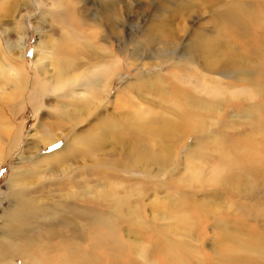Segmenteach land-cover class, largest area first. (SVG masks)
Here are the masks:
<instances>
[{
  "label": "rangeland",
  "instance_id": "rangeland-1",
  "mask_svg": "<svg viewBox=\"0 0 264 264\" xmlns=\"http://www.w3.org/2000/svg\"><path fill=\"white\" fill-rule=\"evenodd\" d=\"M25 1L0 0V36L1 29L5 27L11 32V36L8 37L13 38L14 30H17L18 13L21 11L26 13L21 19L26 35L21 62L26 69L28 81H33L37 88L41 79L45 85L51 83L49 76L54 72V67L47 62L45 69H41L34 63V45L41 38L49 35L58 36L59 32L54 30L56 22L52 20V17L38 18L41 15L35 8L34 1H30L29 6L24 5ZM148 1L117 0L116 8L123 13L122 17L130 28L126 31V36L131 39L128 42L132 45L121 56L115 52V58L111 61L116 59L119 62L116 66V75L109 93H105L100 104L96 106L95 100L89 99L90 92L85 88L87 80L84 78L73 85L66 86L62 91L49 93L45 97L31 96L27 92L22 95L21 91L18 97L5 103L8 107L6 116L13 127L10 141L7 142L5 139L6 141L3 142L6 145V152L0 164V234L3 233L0 235V242L5 239L4 233L7 230L4 214L11 208L13 192L19 189L22 190L20 197L24 199L25 205L23 204L18 211L26 213L24 219L25 222L28 221V224L25 226L29 225L27 232L24 231L25 234L22 236L24 239L21 237L17 239L18 241L15 240L13 252L16 258L9 257L10 264H21V260L30 259L32 254L39 257V260H46L49 264H122V260L126 257L132 264H146L140 257L141 251L147 261L160 256L164 259L165 256L167 258L174 255L175 260L184 259L192 262L195 258L202 257L200 263L195 261L194 264H222L219 256L220 246L216 239L218 233H223L228 242L244 241L254 234H256L255 237L261 235L262 244L259 252L246 255V258H249L246 260L247 264H264V213L260 211L264 208V173L256 171L254 175H251L245 171L252 161L251 154L254 153L264 159V133H260L259 125L256 124L259 123L257 121L259 116L262 121L264 118V0H152V4H147ZM85 13L92 18L89 9ZM108 14L110 10L107 11L106 15ZM90 21L92 23V20ZM156 25H160L161 28ZM87 28L88 25H84L85 32L89 31ZM158 32L161 33L162 38L164 36L171 39L166 47V56L159 51L161 43L154 37L155 35L161 37ZM148 35L151 36L150 41L147 40ZM2 40L4 41L3 38ZM136 41L141 43V47L131 54L132 46L135 44L133 42ZM97 43L95 38L92 46L80 52L77 57L79 62L76 71L88 70L93 62L99 61L98 55H102L104 51L97 48ZM173 51L180 58L199 62L204 72L216 70V72L227 74L222 82L226 86L230 85L234 97L230 98L229 92L223 90L221 96L224 99L214 102V104L217 103L216 108L210 111L205 110L203 114L206 118L213 116L214 123H207L200 131L192 130L189 125L181 121L180 111L173 103L164 100L175 94L177 88L186 93H195L189 85L179 84L171 76L170 71L176 68L175 60H167V57ZM48 61L51 62V60ZM109 67L110 65L105 66L107 69ZM232 69L247 75L251 80L248 82L240 79L231 72ZM71 73L73 70L68 71V74ZM153 73L158 74L155 76L159 78L156 89L146 86ZM190 73L196 75L193 70H190ZM229 73L232 77L228 76ZM184 74L182 71L180 75L184 77ZM139 77H142L144 82H140ZM197 79L206 81L199 74ZM151 85L153 86L152 83ZM211 85L215 86L214 83ZM225 85L220 86L223 89ZM28 87L29 85L24 91L29 90ZM246 87L253 89L251 92H257V95L250 96L247 93L248 90H243ZM0 90L12 92L11 86L7 83H1ZM83 94L86 95V99H82V102H78L76 106L72 105L74 103L70 101ZM200 96L206 99V96ZM86 100H88L87 103ZM123 100L131 101L130 104L135 106L141 103L142 106H146L147 103L150 108L153 107L156 112L158 111L156 115L154 114L157 120H176V123L170 127L171 131L165 134L161 144L172 155L169 163L161 164L151 159L140 160L139 158L137 161L134 160L131 166L124 163L132 156H136L137 152L143 149V144L137 140L135 130L126 127L129 122L124 112L125 108L131 106L126 104L123 106ZM218 104L219 106H216ZM66 111H70V115L74 117L79 115L83 120L72 126V123L63 116ZM41 119L46 120L47 124L57 125V131H61L62 134L55 145H49L45 149L40 147L32 157L35 160L45 159L54 152H60L63 155L61 146L68 145V149L74 153L75 157H68L72 165L68 168V173L61 176L64 181L71 180V189L66 190L65 185L54 186L52 180L56 177L47 178L38 183L37 176H27L24 182L34 184L25 185V188L7 184L9 173L14 165L19 164L24 169H30L35 165L33 159L29 157L35 149L30 147L37 142L39 133L34 130V126ZM84 137L97 138L101 144L100 147L92 151H81L83 145L82 140L79 139ZM213 138L233 142L232 151L239 158V168L229 174V179L225 183L227 189L220 184L208 185L207 181H204L202 185L195 182H188L187 186L182 185V179L189 178L188 163L195 162L201 165L205 175L214 167L217 154L213 151L211 144H205ZM150 146L149 144L148 147L152 151L156 150V145ZM200 156H202L201 160H199ZM63 157L65 158L64 155ZM116 161H122L126 166L121 165V162L120 166L107 164ZM53 164L57 170L66 165L58 162ZM153 174L155 178H152ZM225 176L222 174L220 178ZM177 180H181V185L177 183ZM54 181L57 182L58 179ZM116 181L119 183V185L116 184L119 194L130 193L133 190L136 192L130 196L129 204L136 205L138 215L147 216L142 220L146 223L144 225L135 224L132 217L128 219L131 223L122 222L117 217L112 219L114 220L112 225H118V228L115 227L116 233L119 232L121 235V237L116 235L119 243L111 241L114 237L113 234L110 236L108 233V227L102 232L96 230V224L87 228L85 223H81V221L84 222L81 218L73 221L78 228L76 236L67 232L61 238H56V235L67 230L68 222L54 224L56 230L54 227L47 229L45 227L48 224L47 216L44 217L40 213V216L35 217L38 206L44 201L47 204L55 203L48 212L50 211L56 218L61 219L62 216L68 218L70 217L68 208H62L61 203L85 199L84 205L90 204L89 200H93V193L100 185L111 187L112 184L117 183ZM107 188L104 187L102 190ZM61 198H64L63 201ZM110 201L109 199L100 200L103 206L102 211L107 212ZM249 203L257 207L259 215L247 213L243 204ZM201 205L204 206L203 210ZM25 208L31 214L26 212ZM29 208L33 209L32 212ZM180 212L187 214L189 221L187 225H176L174 216L177 217ZM32 214L35 215L32 216ZM4 224L6 226H3ZM30 225L35 228L33 229ZM152 230L156 233L154 234ZM168 241L181 242L187 247L188 255L170 249L165 250ZM101 243L106 244L104 250L99 247ZM18 253L25 255L24 257L21 255L20 258ZM26 253L29 255L27 256ZM161 253L165 255L162 256ZM64 255H70L71 258Z\"/></svg>",
  "mask_w": 264,
  "mask_h": 264
},
{
  "label": "bare ground",
  "instance_id": "bare-ground-1",
  "mask_svg": "<svg viewBox=\"0 0 264 264\" xmlns=\"http://www.w3.org/2000/svg\"><path fill=\"white\" fill-rule=\"evenodd\" d=\"M30 1H34L36 5L35 8L38 10L39 15H41L38 18H43V17L51 18L52 17V20L56 22L54 30L55 29L58 30L59 35L51 37L48 34L49 36L45 38H41V40H39L34 45V49H33L34 63L40 66L41 69L42 68L45 69L46 64L48 62L51 67H54L53 68L54 72L51 73L49 76V81L51 83H49L48 85H45L44 81L41 79L40 83L37 84V88H35L33 81L32 82L30 81L31 83L28 81V76L26 75V69H24V67L22 66L23 62H21L23 58V53L25 50V45H26V35L21 25V19H23V16L26 13L25 12L22 13V11L19 13L17 12L19 14V17L17 18V21H16L17 30H14V37L13 38L8 37L11 34V32H9V30H7V28L5 27L1 29L2 31H1V36H0V84L7 83L12 88V92L10 93L0 90V164H1L2 159L4 158V153L6 152V145L3 144V142H5L6 140L7 142L10 141V136H11L10 134L12 133V127H13L12 123L9 122V118L6 116L7 114L6 111L8 107L5 106V103L7 101L13 100L15 97H18L21 91H22V95L23 93L27 92L31 96L38 95L41 97H45L46 95H49V93L54 94L58 91H62L66 86L73 85L74 83L84 78L85 80H87L85 81V88L88 92H90L89 99L93 98L97 106L103 101L105 93L106 94L109 93V88L111 86L113 78L116 75V70H117L116 66L119 64V62H117L118 60L116 59L113 62L111 61L113 58H115L114 57L115 52H117V55L121 56V54H123L127 49H129L128 47L132 45L131 43H130L131 45H129L128 40L130 41L131 39H128L126 36L127 35L126 31H129L130 28L126 25L124 17H122L123 13L119 9L116 8L117 0H26L24 5L27 4L29 6L28 3ZM152 2H153L152 0H149L147 4H152ZM88 9H89V13L92 14L91 15L92 18L86 16L85 12H87ZM108 10H110V14L106 15ZM84 16L86 17L84 18ZM86 18H89V19L86 20ZM90 20H92V23ZM84 25H88V28H89L88 32L84 31L83 29ZM156 26L158 28H161L160 25L159 26L156 25ZM138 28H140V26H138ZM158 34H160L161 36V33L158 32ZM154 37L155 39H158L159 43H161V48L159 49V51L163 52V55L166 56L167 55L166 47L169 44L171 39H169L168 37L165 38L164 36L163 38L162 36L158 37L157 35H155ZM2 38L4 39V41L2 40ZM95 38L97 39V42H98L97 48L99 50L102 49L104 53L103 54L101 53L102 55L100 56L98 55V57L100 58L99 61L93 62V65H90L91 66L90 69L83 70L81 72L76 71V68L78 67V62H79V60L77 62V57L79 56L81 51H84L88 49L90 46H92L93 40ZM150 39H151V36L148 35L147 40L150 41ZM133 43L135 44L132 46L133 48L131 49V54L134 53L135 49H137L138 47H141L140 42L136 41ZM168 59L171 61L175 60L174 63L176 65L175 66L176 68L174 69L171 68L172 69L170 71L171 76L175 80H177L179 84L181 83L182 85H186V84L189 85L190 88L195 93H186V92L181 91L180 88H177L175 91L176 92L175 94H173L170 98L165 96L166 98H164V100L166 102L174 104V106L180 111L179 119L183 121L185 124L189 125V127L192 130L200 131L201 128L205 126L207 123L213 124L214 123L213 116L208 117L209 119L204 117L203 116L204 111L205 110L210 111V109H213L215 107V104H217V103L214 104V102H218L224 99L223 96H221L223 90H227L229 92L230 98L234 97L233 92L231 91L230 85L226 86L225 84H223L224 82H222L223 79L227 77V74H225L224 72H216V70H212L210 72L206 70V72H204L202 71L203 70L201 68L202 65H200L199 62H193V60L183 58V57L180 58L179 56L175 55L174 51L169 54V56L167 57V60ZM48 60H51V62H49ZM106 65H110V67L107 69L105 68ZM71 70H73V73L68 74V71L70 72ZM190 70H193L196 75L191 74ZM182 71L185 73L184 77L180 75ZM231 72L236 74L240 79L246 80L248 82L251 80L250 77L248 78V76L245 74L242 75L239 71L235 69H232ZM156 73H153V75H151L149 82L146 84L147 87L156 89L157 87L156 85H158V82H159V78L156 77L158 76V74ZM198 74L201 76L202 79H206V81H199L197 79ZM154 76L156 78H154ZM228 76L232 77L230 73L228 74ZM138 80L140 82H144V79L142 77H139ZM151 83L153 84V86L151 85ZM168 83L171 84L170 81H168ZM213 83L215 84V86L211 85ZM28 85H29L28 87L29 90L24 91ZM220 85L221 86L225 85L226 87L222 89ZM245 89L248 90L247 93L250 96L257 95V92L255 93L251 92V90L253 89L246 87L243 90ZM200 95L206 96V99H203ZM82 99H86L85 94L81 95L79 98L71 100L70 102L74 103L72 105L76 106L78 105V102H82ZM126 100H123V106H125L126 104V106L130 105L132 107V109L129 106L125 108V112H124L126 113L125 118H127L129 122L126 125V127H130L133 130H135V135H137L136 138L137 140L142 142L143 149L140 152H137L136 156H132L130 160L125 161L124 163L126 165L131 166L133 165L134 160L137 161L139 159L140 160L141 159H144V160L151 159L152 161L156 163H161V164L169 163L171 161L172 155H170L169 151L165 149L161 144H162L165 134L171 131L170 127L176 123L175 122L176 120L175 121L174 120L168 121L167 119L157 120L154 114L156 115L158 111L156 112L154 110L155 108L153 107L150 108L147 105V103H146V106H142L141 105L142 103L137 104L135 106L133 104H130L131 101L129 102ZM87 102L88 100H86V103ZM136 103H139V102H136ZM216 106H219V104ZM219 110H221V108ZM70 113H71L70 111L68 112L66 111L64 112L63 116H65L70 121V123H72V126H75L76 124L80 123L83 120L79 117V115L77 117H74L70 115ZM257 121L259 122L256 124L259 125L260 133H264V118L262 121L261 117L259 116L257 118ZM34 130L38 131L39 134L36 140L37 142L30 147L31 149H35V151L32 152L31 155H29V157L33 159V163H35V165H33L30 169H24L19 164L14 165L13 169L11 170V173H9L7 184L12 187H24L25 185L34 184V183L24 182L27 176H30V177L37 176L38 183L47 178L53 179L56 177L55 179H58L57 182L54 181L55 179L52 180L53 182L52 184H55L54 186L57 185L58 187H61V185H65L67 186L66 190L68 188L71 189V185H70L71 180L64 181L62 180L63 177L61 176V175L67 174L68 168L72 165L69 163L68 157L70 156L73 157L74 153L68 149V145H65V146L62 145L63 147L61 146V149L63 150V155L65 156V158L60 152H54L45 159L35 160V158L32 157V155L40 147H42L41 149H45L49 145H55V143L61 138L60 135L62 134V132L57 131V125L50 124V123L47 124L46 120L44 119L39 120L38 124L34 126ZM79 140H82V145H83L81 151H86V150L92 151L93 149H98L101 145L98 142L97 138L95 137L94 139L92 137H84L83 139H79ZM149 144L151 146L156 145L157 146L156 150L152 151V149L148 147ZM205 144H211L213 151H215L217 154L215 158V165L211 169L210 173L205 175L204 172H202L201 170V165L195 162H190L187 164V166H189L187 168L189 178L188 177L186 179L183 178L182 182L181 180H177V183L181 185L180 184L181 182L182 185L187 186L188 182L189 183L195 182L198 185H202L204 181H207L208 185L209 184H220L224 186V189H227L225 188L226 186L225 183L229 179V176H230L229 174L239 168L238 167V160H239L238 155L236 153H233L232 151L234 143L213 138L209 142H206ZM224 150H226V152ZM202 152H205V151H202ZM84 154H86V152H84ZM251 156L253 157L252 161L248 165V168L245 169V171L251 175H254L256 171L264 173V159L261 156H258L254 153L251 154ZM201 159H202V156H200L199 160ZM53 162H58L60 164H66V165L63 166L62 169L57 170V167L53 164ZM120 162H121V165H124L122 161ZM120 162L116 161V162L107 163V164L108 165L114 164L115 166H120L119 165ZM43 165H46V166H43ZM172 170L173 168L171 169V171ZM146 171L147 173H150L149 170H146ZM222 174H225L226 176L224 178H220ZM151 176L152 178L156 177L155 174ZM116 184L119 185L118 182L112 184L111 187H109L108 185H105V186L100 185L98 190H96L93 193V200L87 199L90 201L89 202L90 204L84 205L83 201H85V199L81 201L80 200L72 201L73 198L70 199L72 201L70 203H68L69 201L67 203L66 202L61 203L60 206L62 208H68L67 211L70 213V217L68 218L64 216H62L61 219H58V217L56 218V216L52 215L50 211L48 212V209L51 208V206L55 203L47 204L44 201L42 205H39V206L37 205L38 209L37 208L36 209L38 210V212L35 209L37 214L36 215L34 214V215L35 217L40 216V213H41V215H44V217L47 216L46 219L48 220V224L47 226H45L47 227V229H52V227H54V224H59V223L62 224V223L68 222L67 230L60 235H56V238H61L62 235L67 232L71 233L72 236H76L75 234L78 233V228L76 227L73 221L76 220L77 218H81L82 220H84V222L81 221V223H85L87 228H89V226L92 227L93 225L96 224V227H95L96 230L102 232L106 229V227H108V233L110 234V236H112L111 234H113V237H114L113 240L111 241H113L114 243H119V241L117 240L118 238L116 237V235H120L119 232L116 233V230H117L116 228H118L117 227L118 225L113 226L112 223H114V220L112 221V219H115L117 217L122 222L131 223L129 222L128 219L129 217H132L133 219L132 221L135 222V224L144 225L146 223H143L142 220L146 219L147 216L144 214L138 215L136 205L129 204L130 196H132L136 192H134L133 190L130 193L119 194L116 188L117 187ZM104 187H108V188L106 190H102ZM238 189H240V187H238ZM52 190H54V188ZM21 193H22L21 189H19L16 192H13V194L11 193L12 194V197H11L12 202L10 203L11 208H9V210L4 214L5 216L4 219L6 218V221H7L6 223L7 230L5 231L6 233H4L5 239L0 242V264H10L8 260H10L11 257L16 258V255L13 252L15 249L13 247L15 240L17 239L19 240L22 236H24L23 235L25 234L24 231H26V229L29 226V225L25 226L28 224V221L25 222V219H24V215L26 213H20L19 212L20 210L18 211V209H21L23 204L25 203L24 199L20 197ZM48 197L50 198V196ZM45 198L47 199V197ZM103 199L111 200L110 205L107 209V212H104L101 209V207L103 206L100 204V200H103ZM33 203L31 202V204ZM36 203L37 201L35 202V204ZM243 205L246 207L247 213H256V215H259V210H257V207L253 203H249L246 205L243 204ZM203 207L204 206L201 205L202 210L204 209ZM25 210L27 209L25 208ZM30 210L32 212L33 209H30ZM260 211L263 214L264 208L260 209ZM26 212H28V210ZM34 215L32 214V216ZM65 215L67 216V214ZM57 216H58V213H57ZM35 217L34 219H36ZM174 220L176 221V225L179 224L180 226L184 224L187 225L189 223L187 214H185L184 212H180L177 217L174 216ZM31 221L34 223L33 220ZM39 221L41 220L39 219ZM6 225L4 224L3 226H6ZM153 232L154 234L156 233L155 231ZM45 233H47V231ZM255 236L256 234L250 235L244 241H236V242L229 241L228 242L226 236L223 233H218L216 236V239L220 246L219 256L221 258L222 264H247L248 261L246 259H249V258L248 257L246 258V255L259 252V249L262 244L261 243L262 236L261 235L259 237H255ZM37 242L38 241H36V243ZM36 243L34 242V245ZM167 245L168 246L165 249L167 251L168 249H170L172 251L182 252V254L186 256L188 255L187 250H186L187 247L184 246L181 242L174 243V241H168ZM104 246H106V244L104 243L99 244V247L102 250H104ZM21 255H20V258H21ZM24 255L22 256L24 257ZM28 255L29 254H27V256ZM98 255L101 257L100 254ZM161 255L163 256L165 254L161 253ZM64 256L71 258L70 255H64ZM30 257L31 258L28 260H24V259H23L24 261L21 260V264H49L45 259H44L45 261L39 260V257H37L36 255L32 254L30 255ZM140 257L143 259V261L146 264H168V263L170 264H194L193 262L197 261L198 263H200L202 260V257L199 259L195 258L193 262L190 260H184V259L175 260L174 255H171L167 258L165 256L164 259L160 256L159 258H153L147 261L142 251H141ZM126 258L122 260V264H132L130 259H126ZM39 261H41L42 263ZM63 264H66V263H63Z\"/></svg>",
  "mask_w": 264,
  "mask_h": 264
}]
</instances>
